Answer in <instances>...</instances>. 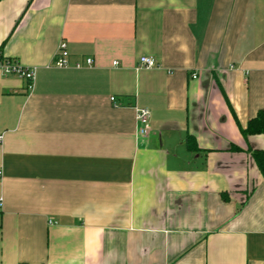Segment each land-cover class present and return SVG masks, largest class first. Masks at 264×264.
Listing matches in <instances>:
<instances>
[{
    "label": "crops",
    "instance_id": "obj_1",
    "mask_svg": "<svg viewBox=\"0 0 264 264\" xmlns=\"http://www.w3.org/2000/svg\"><path fill=\"white\" fill-rule=\"evenodd\" d=\"M0 47V264H264V0H0Z\"/></svg>",
    "mask_w": 264,
    "mask_h": 264
},
{
    "label": "built area",
    "instance_id": "obj_2",
    "mask_svg": "<svg viewBox=\"0 0 264 264\" xmlns=\"http://www.w3.org/2000/svg\"><path fill=\"white\" fill-rule=\"evenodd\" d=\"M92 58L87 57L84 60V64L81 62H75V68H81L83 65L91 66ZM53 65L59 68H67L70 66L69 61V52L67 49V44L65 41L61 40L58 44L55 57L53 60ZM156 66V60L151 56H140L137 62V69L141 68H152ZM0 73L3 75H16L28 82V87H31V83L34 79L33 69L23 67L16 61H11L0 57ZM194 77V76H193ZM113 100V97H111ZM135 120L137 124V133L139 135H146L150 130V113L149 110L145 107H136L135 108ZM1 143V136H0Z\"/></svg>",
    "mask_w": 264,
    "mask_h": 264
},
{
    "label": "trees",
    "instance_id": "obj_3",
    "mask_svg": "<svg viewBox=\"0 0 264 264\" xmlns=\"http://www.w3.org/2000/svg\"><path fill=\"white\" fill-rule=\"evenodd\" d=\"M241 132L244 135L264 133V110L259 111L253 119L249 120ZM251 155L264 178V150H251Z\"/></svg>",
    "mask_w": 264,
    "mask_h": 264
}]
</instances>
